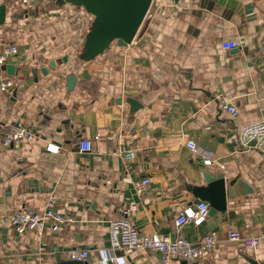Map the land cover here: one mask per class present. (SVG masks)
I'll return each mask as SVG.
<instances>
[{"label": "crops", "instance_id": "0c3cea01", "mask_svg": "<svg viewBox=\"0 0 264 264\" xmlns=\"http://www.w3.org/2000/svg\"><path fill=\"white\" fill-rule=\"evenodd\" d=\"M4 4L0 53L15 45L18 56L13 76L0 69V82H14L12 92L0 90V264H62L72 252H88L86 264H162L159 254L111 247L110 224L121 218L141 233L194 243L217 233L218 245L189 264H264V243L228 241L232 229L264 230V155L238 143L241 129L264 120V0H153L132 45L114 42L95 57L87 46L96 17L85 7ZM226 42L238 47L226 50ZM13 126L33 131L34 142L3 147ZM82 139L93 152H79ZM130 150L136 158L126 161ZM205 170L234 181L235 197L201 226L178 229L198 189H210ZM49 197L70 222L48 220L43 235H18L15 213H43Z\"/></svg>", "mask_w": 264, "mask_h": 264}, {"label": "built area", "instance_id": "2783aa9c", "mask_svg": "<svg viewBox=\"0 0 264 264\" xmlns=\"http://www.w3.org/2000/svg\"><path fill=\"white\" fill-rule=\"evenodd\" d=\"M23 5L35 4L38 0H14ZM238 43L226 42L223 48L226 50L236 49ZM18 56V48L15 45H6L0 53V69L15 61ZM14 82L11 79L0 82V90L3 92H12ZM223 110L233 117L239 115L238 108L230 103L223 105ZM36 138L33 131L24 126H13L5 133L2 139V146L5 148H20L32 144ZM238 143L240 149H254L264 155V120L248 125L238 133ZM194 153L198 152L197 144L190 140L186 145ZM47 150L51 153H58L59 147L49 145ZM94 151L93 143L90 140L82 139L79 142L80 153H91ZM126 161H133L136 153L133 150L123 153ZM205 165H211L212 161L206 160ZM150 179L146 178L136 185V192L142 195ZM210 216V205L205 202L198 203L195 206L184 208L181 215L176 219L175 225L178 229L186 225L193 224L201 226ZM51 220L55 227L70 222V219L64 216L57 207V199L49 197L43 213L36 212L34 209L23 208L18 210L13 217V225L18 235L33 232L38 236L43 235L46 222ZM109 237L111 247L115 250H121L126 256L135 253H153L159 254L162 264L174 263H196L203 255L212 251L220 242L217 233L205 235L199 242L189 241L184 235L178 234L175 238L159 234H145L136 229L133 223L126 218L117 219L111 222L109 227ZM229 242H242L247 249H255L264 243V230L253 236H244L240 231L232 229L228 233ZM88 252H72L70 260L86 261Z\"/></svg>", "mask_w": 264, "mask_h": 264}, {"label": "water", "instance_id": "95a60500", "mask_svg": "<svg viewBox=\"0 0 264 264\" xmlns=\"http://www.w3.org/2000/svg\"><path fill=\"white\" fill-rule=\"evenodd\" d=\"M59 3H73L85 7L95 17L93 31L88 41V54L92 57L102 53L116 42L119 47H128L138 38L139 31L150 11L153 0H58ZM7 5H0V25L6 21ZM66 60V59H65ZM16 61H11L1 68L9 75L16 73ZM55 67V63H51ZM46 74L47 71H44ZM36 76V73L34 72ZM69 90H73L76 79L69 76ZM205 183L210 189L200 190L197 195V203L206 202L210 205V215L226 207L227 198H234L232 188L234 181H228L221 173L203 171ZM229 186L230 188H227ZM62 264H86V261H65ZM187 264V263H184Z\"/></svg>", "mask_w": 264, "mask_h": 264}]
</instances>
